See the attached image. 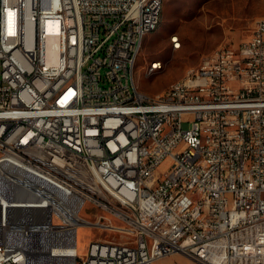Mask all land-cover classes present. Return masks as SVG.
I'll list each match as a JSON object with an SVG mask.
<instances>
[{
	"label": "built area",
	"instance_id": "built-area-1",
	"mask_svg": "<svg viewBox=\"0 0 264 264\" xmlns=\"http://www.w3.org/2000/svg\"><path fill=\"white\" fill-rule=\"evenodd\" d=\"M162 6L0 0V264H264V19L154 97Z\"/></svg>",
	"mask_w": 264,
	"mask_h": 264
},
{
	"label": "rangeland",
	"instance_id": "rangeland-1",
	"mask_svg": "<svg viewBox=\"0 0 264 264\" xmlns=\"http://www.w3.org/2000/svg\"><path fill=\"white\" fill-rule=\"evenodd\" d=\"M260 19H264V0H163L160 24L144 37L133 69L137 90L157 97L188 69L205 64L219 46L234 48L246 41L254 22ZM173 34L178 36V49L169 44L168 38ZM153 61H158L160 68L149 73L148 65ZM168 166L169 159H165L159 171ZM86 207L80 212L85 218ZM95 233L93 229L79 227L77 250L81 257ZM175 262L189 263L184 257L172 256L155 264Z\"/></svg>",
	"mask_w": 264,
	"mask_h": 264
},
{
	"label": "bare ground",
	"instance_id": "bare-ground-1",
	"mask_svg": "<svg viewBox=\"0 0 264 264\" xmlns=\"http://www.w3.org/2000/svg\"><path fill=\"white\" fill-rule=\"evenodd\" d=\"M163 1V0H162ZM148 5H157V0H148ZM161 11L162 9H156L155 10V19H158V26L160 24V19H161ZM158 27H155V25H148V32L149 34L154 32ZM172 35L169 36V38H171ZM169 44L171 46L172 49H178L179 48V40H178V44L177 46H175V42L174 40L168 39ZM154 62H158V61H154ZM135 64H130V71H133ZM149 73H152L153 71L157 70V69H147ZM190 74V69L187 70V72L185 73V75L180 79V80H185L186 75ZM165 91V90H164Z\"/></svg>",
	"mask_w": 264,
	"mask_h": 264
}]
</instances>
